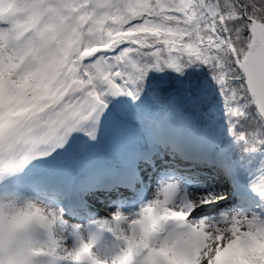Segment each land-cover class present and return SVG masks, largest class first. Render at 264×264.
Instances as JSON below:
<instances>
[{
    "label": "snow or ice",
    "instance_id": "1",
    "mask_svg": "<svg viewBox=\"0 0 264 264\" xmlns=\"http://www.w3.org/2000/svg\"><path fill=\"white\" fill-rule=\"evenodd\" d=\"M0 264H264V0H0Z\"/></svg>",
    "mask_w": 264,
    "mask_h": 264
}]
</instances>
